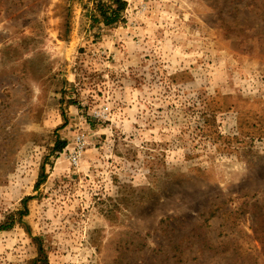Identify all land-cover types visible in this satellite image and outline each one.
I'll return each instance as SVG.
<instances>
[{
  "label": "rangeland",
  "instance_id": "1",
  "mask_svg": "<svg viewBox=\"0 0 264 264\" xmlns=\"http://www.w3.org/2000/svg\"><path fill=\"white\" fill-rule=\"evenodd\" d=\"M124 1L0 0V264H264V0Z\"/></svg>",
  "mask_w": 264,
  "mask_h": 264
},
{
  "label": "trees",
  "instance_id": "2",
  "mask_svg": "<svg viewBox=\"0 0 264 264\" xmlns=\"http://www.w3.org/2000/svg\"><path fill=\"white\" fill-rule=\"evenodd\" d=\"M125 8V1L124 0H96V9L97 14H93L92 18L95 22H102L106 26L114 25L121 16V12ZM65 142L63 141H56L55 142V150L60 151L64 148ZM25 200L23 203H25ZM26 210L19 211L20 214H24ZM40 253H41V249ZM40 258V257H38ZM38 258L36 260H38ZM45 262V261H43Z\"/></svg>",
  "mask_w": 264,
  "mask_h": 264
},
{
  "label": "built area",
  "instance_id": "3",
  "mask_svg": "<svg viewBox=\"0 0 264 264\" xmlns=\"http://www.w3.org/2000/svg\"><path fill=\"white\" fill-rule=\"evenodd\" d=\"M83 141L81 139V136L77 135L75 137V146L73 147L72 151H70L68 155V159L70 164L76 165L78 162V159L82 153L83 150Z\"/></svg>",
  "mask_w": 264,
  "mask_h": 264
}]
</instances>
